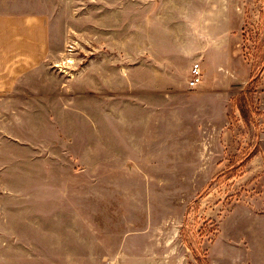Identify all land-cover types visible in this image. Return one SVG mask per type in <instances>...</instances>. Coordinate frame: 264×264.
<instances>
[{"label": "rangeland", "instance_id": "rangeland-1", "mask_svg": "<svg viewBox=\"0 0 264 264\" xmlns=\"http://www.w3.org/2000/svg\"><path fill=\"white\" fill-rule=\"evenodd\" d=\"M0 4L46 36L0 92V264H264V0ZM215 18L251 74L205 108L189 80Z\"/></svg>", "mask_w": 264, "mask_h": 264}, {"label": "crops", "instance_id": "crops-1", "mask_svg": "<svg viewBox=\"0 0 264 264\" xmlns=\"http://www.w3.org/2000/svg\"><path fill=\"white\" fill-rule=\"evenodd\" d=\"M15 9L20 8L0 4V26L7 25L1 26L0 30L11 28L0 34V92L12 90L15 74L22 72L31 63L39 62L40 58H45L46 36L38 33L44 25L39 13H15ZM21 19L29 22L27 27H36L38 34H21L15 37L13 25ZM233 32L231 21L204 19L199 25L200 45L197 58L203 70V78L197 88L200 87L199 96L203 99L205 108L220 105L223 97L227 102L231 100L238 91V86L251 74L250 68L244 64V58L234 52L232 40L237 41L239 36ZM261 85L260 106L264 111V79ZM260 140L264 157V131Z\"/></svg>", "mask_w": 264, "mask_h": 264}, {"label": "built area", "instance_id": "built-area-1", "mask_svg": "<svg viewBox=\"0 0 264 264\" xmlns=\"http://www.w3.org/2000/svg\"><path fill=\"white\" fill-rule=\"evenodd\" d=\"M203 78V70L200 63L196 62L192 66V78L189 80V86L197 88Z\"/></svg>", "mask_w": 264, "mask_h": 264}]
</instances>
